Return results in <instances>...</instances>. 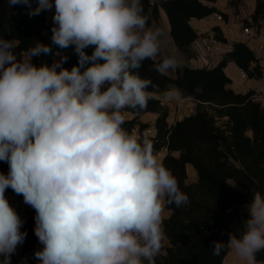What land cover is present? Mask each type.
Returning <instances> with one entry per match:
<instances>
[{"label": "clouds", "instance_id": "1", "mask_svg": "<svg viewBox=\"0 0 264 264\" xmlns=\"http://www.w3.org/2000/svg\"><path fill=\"white\" fill-rule=\"evenodd\" d=\"M27 5L29 15L51 11L49 44L22 52L0 36V264L25 242L24 220L5 196L11 188L35 211L39 264H156L165 239V205L189 197L155 155L152 141L124 127L127 109L143 110L156 85L140 75L145 60L160 53L161 32L149 26L141 0H7ZM74 47L67 57L36 65L41 55ZM92 48L89 55L85 50ZM160 75L177 67L174 57L154 64ZM181 90L165 89L166 101ZM248 218L227 243L246 264L264 251V194L245 205Z\"/></svg>", "mask_w": 264, "mask_h": 264}, {"label": "trees", "instance_id": "2", "mask_svg": "<svg viewBox=\"0 0 264 264\" xmlns=\"http://www.w3.org/2000/svg\"><path fill=\"white\" fill-rule=\"evenodd\" d=\"M237 7L241 0H228ZM149 25L164 10L170 26V35L176 47L187 57L193 56L192 43L198 37L191 25L192 18L202 19L220 10L214 6L217 0H141ZM37 0H31V8ZM27 5L9 7L7 0H0V36L13 39L16 51L22 52L36 41L49 44L52 25L47 21V11L29 15ZM264 16V0H255L252 23L259 26ZM215 37L224 41L218 27L213 28ZM91 55L93 49L85 50ZM67 60L63 67L69 70L78 63L74 47L58 49ZM56 55H41L33 63L51 65ZM158 60H145L140 75L150 78L156 85L153 92L162 95L169 87L176 86L183 97L196 102L195 111L169 124L168 110L154 96L143 110L127 109L134 114L125 119L124 127L141 137L143 131L153 127L155 134L146 136L154 145V153L167 148L162 163L172 171L180 188L189 197V203L181 207L165 205L170 210L164 219L165 237L156 264H222L230 250L226 247L219 256L212 254L214 242L227 243L229 234L243 229L248 213L235 208L247 204L256 191L264 194V105L252 100V91L237 93L228 87L231 79L224 68L229 60L243 68L249 78L259 79L263 71L253 50L242 41L233 42L232 49L214 66L176 68L174 76L160 75L154 70ZM157 113L151 125L140 122L139 117ZM188 167L196 178L189 180ZM0 170L7 174L8 165L0 162ZM6 193H14L11 188ZM35 211L26 220L23 231L27 232L21 250L11 256V264H25L24 253L34 248L38 238L34 234ZM163 251V252H162ZM264 261V251L256 256Z\"/></svg>", "mask_w": 264, "mask_h": 264}, {"label": "crops", "instance_id": "3", "mask_svg": "<svg viewBox=\"0 0 264 264\" xmlns=\"http://www.w3.org/2000/svg\"><path fill=\"white\" fill-rule=\"evenodd\" d=\"M245 0H241L239 6H238V12H234L232 10V6L228 5V0L226 1V4H221L219 0L214 3V6H216L220 12H223L230 20V22H234L236 24V27H239L240 23H244L247 21V23H251L254 28L257 31V36L253 39H250L249 41L245 42L255 53L256 57L259 59V62L262 66V77L259 79L254 78H242L239 73L240 67L232 60H229L224 68L225 73L227 76L231 79V82L228 84V87L234 90L237 93H247L249 91H252L255 94L260 95V89L261 86L264 85V51L258 49L259 44H264V16L259 20V26H256L252 23V13L255 8V0H250L249 7L245 9L243 6ZM191 25L194 27L195 31L198 34V37L195 39V41L191 45V49L193 52V56L190 58H187L175 45L171 35H170V26L168 23L167 16L164 12V10H160V17L157 21L152 22L149 26L154 30H159L161 32V47H160V53L155 58V60H158L160 58H164L165 56H170V53L175 56V59L177 61V67L180 66H190V67H200V66H214L217 63H219L222 59L226 58L227 53L232 49L233 42H238L239 39L235 37H229L224 35L225 40L221 41L219 45L214 49L212 52L205 51L203 47V39L208 38L209 36L215 34L214 27H217V23L212 20L211 15L207 16L202 19H196L192 18L190 20ZM220 30V29H219ZM176 67V68H177ZM176 68L169 70L166 74L170 76H174L176 73ZM253 85L256 86V88H253ZM153 95L161 100V103L163 106H165L168 110V117L167 121L169 124L174 123L176 120H179L183 118L184 116H187L189 114H192L195 111L196 108V102L191 97H183L181 96L179 99L166 101L162 98V95L153 92ZM259 102H261L264 105V99L262 96H259ZM134 114L130 112H125V119L133 118ZM157 117V113L154 112H148L141 117L138 118L140 122H146L149 124H153L155 121V118ZM152 127V126H151ZM156 155V153H155ZM157 158L162 161L164 155L158 153L156 155ZM190 172L193 174V178H196V174L194 170L191 167H188V174L190 175ZM246 205H236L235 208L239 211V207ZM30 210L32 209L30 206H28ZM242 212V211H241ZM170 214V210H168L166 207L164 209V216L168 217ZM168 243V240L164 245ZM23 244L17 247V250L22 248ZM37 250H40L42 246H36ZM163 252V251H162ZM222 264H246V262L240 260L234 252L230 250L226 258L224 259ZM258 264H264L263 262H258Z\"/></svg>", "mask_w": 264, "mask_h": 264}, {"label": "built area", "instance_id": "4", "mask_svg": "<svg viewBox=\"0 0 264 264\" xmlns=\"http://www.w3.org/2000/svg\"><path fill=\"white\" fill-rule=\"evenodd\" d=\"M211 18L213 21L217 23V27L220 29L223 36L226 35L229 37H235L242 42H247L250 39H253L257 36V31L251 23H240L239 27H236V24L234 22H230V20L226 18L223 12L212 13ZM220 42L221 41L215 37V34L209 36L208 38H204L202 41L203 47L207 52L214 51V49L219 45ZM258 49L264 51V44L263 43L259 44ZM239 73L242 78L248 77L246 71L243 68L239 69ZM253 88H256V86L253 85ZM259 96H262L264 99V85L261 86L260 95L253 93L251 95V98L252 100L259 101ZM143 134L147 136H153L155 134V131L153 127H148L143 131ZM158 153L159 155L160 154L165 155L167 153V148H162V150L157 152V154ZM5 196L8 199L11 206L16 209L20 217L26 222V220L30 217L32 210H30L28 208V205L24 203L22 195H17L15 193H6ZM164 217L166 218V216ZM23 227L21 229L22 231H23ZM166 241L167 238L165 237L163 241V245L166 243ZM36 246H42L40 245L38 240L32 250L24 253L25 264H39V262L34 257V253L35 251H37ZM21 249L22 248H20L19 250Z\"/></svg>", "mask_w": 264, "mask_h": 264}, {"label": "rangeland", "instance_id": "5", "mask_svg": "<svg viewBox=\"0 0 264 264\" xmlns=\"http://www.w3.org/2000/svg\"><path fill=\"white\" fill-rule=\"evenodd\" d=\"M226 1H227V0H219V2H221V4H226ZM240 2H241V1H240ZM249 3H250V0H245V1H244L243 6L245 7V9H247V8L249 7ZM239 4H240V3H239ZM239 4H238V6H239ZM228 5H230L229 1H228ZM230 6H231V5H230ZM238 6H237V7L232 6V7H233L232 10H233L235 13L238 12ZM53 14H54V9L51 10V11H47V21H48V23L51 24L52 26H53V23H52V16H53ZM226 16H227V15H226ZM227 17H228V16H227ZM244 23H247V21H245ZM169 53H170V56H171V57H174V58H175V56H174L173 54H171V52H169ZM60 54H61V53H60ZM61 56H62V54H61L60 56H55V58H56V59H60ZM143 136H147V135L143 134ZM156 155H158V154L156 153ZM0 172H2V171L0 170ZM192 178H193V174H192V172H190L189 180H192ZM239 209H240L242 212L247 213V210H246L245 205L239 207Z\"/></svg>", "mask_w": 264, "mask_h": 264}]
</instances>
